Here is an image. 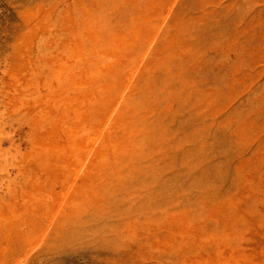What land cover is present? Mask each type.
Segmentation results:
<instances>
[{
  "label": "rangeland",
  "instance_id": "rangeland-1",
  "mask_svg": "<svg viewBox=\"0 0 264 264\" xmlns=\"http://www.w3.org/2000/svg\"><path fill=\"white\" fill-rule=\"evenodd\" d=\"M0 264H264V0H0Z\"/></svg>",
  "mask_w": 264,
  "mask_h": 264
}]
</instances>
